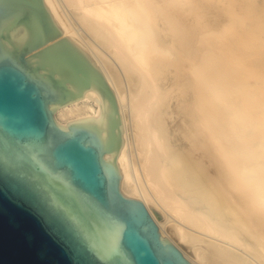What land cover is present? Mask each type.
<instances>
[{
    "label": "bare ground",
    "instance_id": "bare-ground-1",
    "mask_svg": "<svg viewBox=\"0 0 264 264\" xmlns=\"http://www.w3.org/2000/svg\"><path fill=\"white\" fill-rule=\"evenodd\" d=\"M121 116L123 194L192 264H264V0H42ZM99 87L51 106L101 125ZM107 162H113L105 156Z\"/></svg>",
    "mask_w": 264,
    "mask_h": 264
},
{
    "label": "water",
    "instance_id": "water-1",
    "mask_svg": "<svg viewBox=\"0 0 264 264\" xmlns=\"http://www.w3.org/2000/svg\"><path fill=\"white\" fill-rule=\"evenodd\" d=\"M58 36L42 0H0V264H192L121 191L113 94L66 44L40 51ZM97 87L101 125L60 127L51 106Z\"/></svg>",
    "mask_w": 264,
    "mask_h": 264
}]
</instances>
